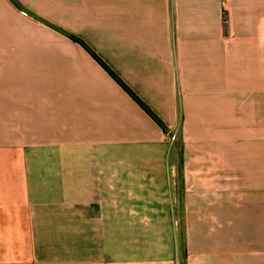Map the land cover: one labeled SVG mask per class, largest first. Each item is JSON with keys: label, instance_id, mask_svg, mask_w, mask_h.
I'll return each instance as SVG.
<instances>
[{"label": "crops", "instance_id": "obj_1", "mask_svg": "<svg viewBox=\"0 0 264 264\" xmlns=\"http://www.w3.org/2000/svg\"><path fill=\"white\" fill-rule=\"evenodd\" d=\"M0 264H264V0H0Z\"/></svg>", "mask_w": 264, "mask_h": 264}, {"label": "trees", "instance_id": "obj_2", "mask_svg": "<svg viewBox=\"0 0 264 264\" xmlns=\"http://www.w3.org/2000/svg\"><path fill=\"white\" fill-rule=\"evenodd\" d=\"M82 45H84L83 43H82ZM85 46V45H84ZM94 57L97 59V61L101 64V66H103V68L105 69V70H107L110 74H111V76H113V78H115L119 83H121L120 81H119V79L108 69V67L101 61V60H99L95 55H94ZM121 85H123L122 83H121ZM124 86V85H123ZM125 87V86H124ZM125 89L127 90V91H129L128 90V88L127 87H125ZM130 93H131V91H129ZM132 94V93H131ZM133 95V94H132ZM133 97L139 102V104H141L142 106H144V104L140 101V100H138L134 95H133ZM145 107V106H144ZM147 109V108H146ZM149 111V110H148ZM149 113H151V112H149Z\"/></svg>", "mask_w": 264, "mask_h": 264}, {"label": "rangeland", "instance_id": "obj_3", "mask_svg": "<svg viewBox=\"0 0 264 264\" xmlns=\"http://www.w3.org/2000/svg\"><path fill=\"white\" fill-rule=\"evenodd\" d=\"M174 136H175V137H174V140H173V142H172L173 145H175V143L177 142V135H174ZM171 137H172V136H170V139H171Z\"/></svg>", "mask_w": 264, "mask_h": 264}, {"label": "built area", "instance_id": "obj_4", "mask_svg": "<svg viewBox=\"0 0 264 264\" xmlns=\"http://www.w3.org/2000/svg\"><path fill=\"white\" fill-rule=\"evenodd\" d=\"M174 135H172V137H171V139H170V141H171V143L173 142V140H174Z\"/></svg>", "mask_w": 264, "mask_h": 264}, {"label": "bare ground", "instance_id": "obj_5", "mask_svg": "<svg viewBox=\"0 0 264 264\" xmlns=\"http://www.w3.org/2000/svg\"><path fill=\"white\" fill-rule=\"evenodd\" d=\"M171 136V135H170Z\"/></svg>", "mask_w": 264, "mask_h": 264}]
</instances>
